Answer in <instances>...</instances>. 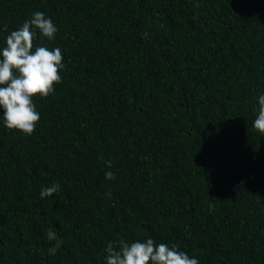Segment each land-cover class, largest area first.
Segmentation results:
<instances>
[{"label":"trees","instance_id":"obj_1","mask_svg":"<svg viewBox=\"0 0 264 264\" xmlns=\"http://www.w3.org/2000/svg\"><path fill=\"white\" fill-rule=\"evenodd\" d=\"M34 11L65 67L32 135L0 109V264H106L118 238L264 264V0H0V49Z\"/></svg>","mask_w":264,"mask_h":264},{"label":"clouds","instance_id":"obj_2","mask_svg":"<svg viewBox=\"0 0 264 264\" xmlns=\"http://www.w3.org/2000/svg\"><path fill=\"white\" fill-rule=\"evenodd\" d=\"M7 31V25L4 26ZM37 32L48 41L55 39L58 28L53 20L42 11H34L18 29L5 38V47L0 49V109L3 125L9 130L32 135L40 120L34 98H46L62 82L64 69L62 51L59 47L49 49L46 45L36 46ZM147 37V33H144ZM258 113L253 128L264 135V94L258 97ZM103 159V156L100 157ZM112 168L113 161H105ZM105 178L115 180L112 171ZM61 186L53 183L42 188L41 199L60 191ZM110 197L111 193H107ZM106 264H200L198 258L190 257L177 244L159 243L152 238L141 242H129L123 238L110 241L105 249Z\"/></svg>","mask_w":264,"mask_h":264}]
</instances>
